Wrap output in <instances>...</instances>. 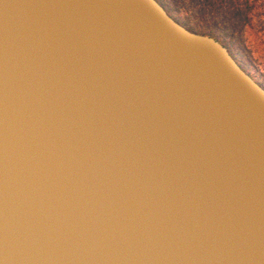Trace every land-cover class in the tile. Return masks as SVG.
Listing matches in <instances>:
<instances>
[{"label": "water", "instance_id": "95a60500", "mask_svg": "<svg viewBox=\"0 0 264 264\" xmlns=\"http://www.w3.org/2000/svg\"><path fill=\"white\" fill-rule=\"evenodd\" d=\"M0 264H264V87L158 0H0Z\"/></svg>", "mask_w": 264, "mask_h": 264}, {"label": "rangeland", "instance_id": "374dc122", "mask_svg": "<svg viewBox=\"0 0 264 264\" xmlns=\"http://www.w3.org/2000/svg\"><path fill=\"white\" fill-rule=\"evenodd\" d=\"M186 28L223 43L264 87V0H158Z\"/></svg>", "mask_w": 264, "mask_h": 264}, {"label": "trees", "instance_id": "16d2710c", "mask_svg": "<svg viewBox=\"0 0 264 264\" xmlns=\"http://www.w3.org/2000/svg\"><path fill=\"white\" fill-rule=\"evenodd\" d=\"M162 4V3H161ZM163 5V4H162ZM164 6V5H163ZM165 7V6H164Z\"/></svg>", "mask_w": 264, "mask_h": 264}]
</instances>
